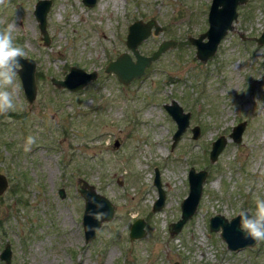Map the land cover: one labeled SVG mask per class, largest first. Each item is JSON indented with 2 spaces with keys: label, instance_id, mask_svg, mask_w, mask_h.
Here are the masks:
<instances>
[{
  "label": "rangeland",
  "instance_id": "obj_1",
  "mask_svg": "<svg viewBox=\"0 0 264 264\" xmlns=\"http://www.w3.org/2000/svg\"><path fill=\"white\" fill-rule=\"evenodd\" d=\"M36 1L0 5V29L16 25V43L40 74L32 102L16 77L17 109L0 115V172L9 181L0 196V252L10 244V264H264V242L230 250L208 227L215 213L231 218L264 199V43L252 38L264 29V0L237 6L234 29L206 62L189 37L207 29L211 0H97L93 6L51 0L47 45L33 14ZM150 18L161 29L138 45L140 53L150 55L164 39L176 45L123 85L104 67L123 51L132 55L128 25ZM71 65L97 70L98 78L74 92L54 86L51 76L62 78ZM172 99L190 112L174 146L176 123L163 107ZM240 121L245 128L236 143L229 133ZM194 125L200 127L196 139ZM220 135L227 144L211 162V143ZM29 136L36 143L26 152ZM191 166L208 176L197 210L171 235L168 225L180 216ZM155 168L165 191L157 211ZM79 178L115 206L113 218L87 242ZM138 217L146 235L131 240L129 227Z\"/></svg>",
  "mask_w": 264,
  "mask_h": 264
},
{
  "label": "water",
  "instance_id": "obj_2",
  "mask_svg": "<svg viewBox=\"0 0 264 264\" xmlns=\"http://www.w3.org/2000/svg\"><path fill=\"white\" fill-rule=\"evenodd\" d=\"M97 0H82L86 6H93ZM248 0H211L207 19L208 27L205 31L195 36H190L189 41L195 45L196 57L202 62H206L217 50V46L221 39L229 30L234 29L233 21L237 19V6L244 4ZM51 6V0H37L34 4L33 14L38 21V28L44 44L50 41L47 30V12ZM153 28V30H152ZM161 27L154 18L146 21L136 19L128 25L126 34V45L131 50L134 59L127 51L121 52L116 58L109 60L104 68V72L115 74L117 80L128 85L131 81L141 78L150 63L157 59L164 51L176 45L173 39L162 40L157 48L150 55H143L138 50V45L151 34H157ZM245 38L244 34L240 35ZM257 43H264V29L258 37H252ZM22 70L18 76L21 81L22 89L26 99L32 102L35 98L36 86V61L33 58L25 57L21 60ZM98 71H86L75 65H71L68 72L62 78L51 77V82L57 88H65L69 91H77L85 88V86L97 79ZM163 107L176 123V129L172 135V146L175 145L180 135L189 126L190 112L184 111L183 107L172 99L169 103L163 104ZM245 128V121H240L232 127L229 137L232 141L238 143L242 139ZM192 137L198 138L200 128L195 125L191 128ZM119 141L115 140L114 145H118ZM227 144V138L223 135L215 138L211 143L209 150V159L214 162L220 152ZM188 193L180 203V216L176 221L170 222L168 230L171 235L178 233L183 224L197 210L200 197L202 194L203 182L208 176L206 169H196L191 166L188 170ZM153 184L157 189V197L155 198L152 210H160L165 204V191L161 185L160 172L157 168L154 170ZM9 181L4 173L0 172V196L7 190ZM76 189L84 200V208L82 212V227L85 241L92 240L96 231L101 227L104 221L113 218L115 206L104 195L97 192L92 184L85 179L79 178L76 182ZM59 195L65 196L64 188H59ZM145 221L138 217L133 220L129 228V238L140 239L146 235L144 228ZM208 227L211 231L219 232L221 238L230 250H240L242 248L251 247L255 242L251 239H245L239 228V219L235 214L231 218H227L221 213H215L209 217ZM0 259L5 264H10L11 248L6 244L0 252ZM173 264H179L175 261Z\"/></svg>",
  "mask_w": 264,
  "mask_h": 264
},
{
  "label": "clouds",
  "instance_id": "obj_3",
  "mask_svg": "<svg viewBox=\"0 0 264 264\" xmlns=\"http://www.w3.org/2000/svg\"><path fill=\"white\" fill-rule=\"evenodd\" d=\"M3 4L5 0H0V5ZM15 29L14 23L0 29V115L17 109L15 79L23 67L21 60L27 56L25 47L16 43ZM35 143L36 137H27L24 150L31 151ZM236 215L245 239H251L257 244L264 242V199H255L254 211L240 209Z\"/></svg>",
  "mask_w": 264,
  "mask_h": 264
},
{
  "label": "flooded vegetation",
  "instance_id": "obj_4",
  "mask_svg": "<svg viewBox=\"0 0 264 264\" xmlns=\"http://www.w3.org/2000/svg\"><path fill=\"white\" fill-rule=\"evenodd\" d=\"M152 30H153V28H152ZM125 41H126V40H125ZM138 50H139V49H138ZM139 52H140V51H139ZM118 55H119V54H118ZM132 55H133V54H132ZM132 55H131V56H132ZM108 61H109V60H108ZM105 66H106V65H105ZM104 68H105V67H104ZM111 74H113V73H111ZM98 75H99V74H98ZM114 75H115V74H114ZM36 77H37V72H36ZM51 77H52V76H51ZM97 78H98V76H97ZM37 79H38V77H37ZM135 80H136V79H135ZM50 81H51V78H50ZM133 81H134V80H133ZM91 82H92V81H91ZM131 82H132V81H131ZM131 82H130V83H131ZM51 83H52V82H51ZM89 83H90V82H89ZM130 83H129V84H130ZM194 126H195V125H194ZM199 128H200V127H199ZM192 134H193V133H192ZM153 202H154V201H153ZM180 203H181V202H180ZM152 205H153V203H152ZM144 221H145V220H144ZM169 224H170V223H169ZM129 228H130V227H129ZM144 228H145V225H144ZM145 230H146V229H145ZM168 232H169V230H168ZM133 240H136V239H133ZM86 242H87V241H86ZM7 244H9V243H7ZM9 245H10V244H9ZM10 248H11V247H10ZM174 262H175V261H174ZM174 262H173V263H174ZM177 262H178V261H177ZM10 263H11V261H10ZM178 263H179V262H178ZM125 264H128V263H125Z\"/></svg>",
  "mask_w": 264,
  "mask_h": 264
},
{
  "label": "trees",
  "instance_id": "obj_5",
  "mask_svg": "<svg viewBox=\"0 0 264 264\" xmlns=\"http://www.w3.org/2000/svg\"><path fill=\"white\" fill-rule=\"evenodd\" d=\"M39 75H40L39 72H37V77H38V78H39Z\"/></svg>",
  "mask_w": 264,
  "mask_h": 264
}]
</instances>
